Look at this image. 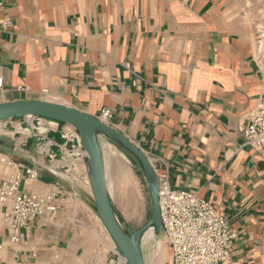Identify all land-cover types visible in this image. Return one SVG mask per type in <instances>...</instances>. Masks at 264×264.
<instances>
[{
    "label": "crops",
    "instance_id": "0c3cea01",
    "mask_svg": "<svg viewBox=\"0 0 264 264\" xmlns=\"http://www.w3.org/2000/svg\"><path fill=\"white\" fill-rule=\"evenodd\" d=\"M0 3V17L12 23L0 30V102L47 99L94 116L108 108L106 123L138 145L159 176L226 217L236 236L219 264H264V158L239 129L264 87V70L233 0ZM55 130L49 136L61 141ZM45 159L33 165L39 179L31 187L69 197L53 221L23 228L20 242L0 225V264L106 263L114 251L94 262L92 236L65 204L93 205L85 154L72 171L51 172ZM168 249L158 261L142 243L145 264H171Z\"/></svg>",
    "mask_w": 264,
    "mask_h": 264
},
{
    "label": "built area",
    "instance_id": "2783aa9c",
    "mask_svg": "<svg viewBox=\"0 0 264 264\" xmlns=\"http://www.w3.org/2000/svg\"><path fill=\"white\" fill-rule=\"evenodd\" d=\"M2 5L0 3V7ZM261 17L264 18V8ZM11 24L9 18L0 17V30ZM263 37L264 23H261L256 31V39ZM1 84L0 77V86ZM41 94L49 96L50 92L43 88ZM110 116V110L102 108L96 117L106 123ZM30 118L37 123L40 120L50 121L37 116ZM246 121L247 124H241L239 127L245 143L264 158V87L255 106L247 112ZM54 122L55 129L60 126L58 133L61 141L49 136V132L54 128H48L46 135L34 132L32 139L36 142L38 153L49 159L48 166L72 171L76 156L80 152L85 154L79 135L73 126ZM64 125L71 130L64 131ZM24 143L31 142L25 139ZM55 162L58 163L54 165ZM0 166V225L7 230L8 240L17 243L22 239V229L35 219L50 222L55 219L65 194L60 190H34L31 186L39 179L37 170L32 165L17 162L8 154L0 152ZM158 179L160 233L170 250L171 264H219L227 261L232 251V239L236 234L231 230L226 217L195 191L172 188L166 176L158 175ZM262 240L264 245V227ZM4 249L5 244L0 241V259ZM31 254L36 256L35 252ZM113 261L125 264L124 258L115 251L106 264Z\"/></svg>",
    "mask_w": 264,
    "mask_h": 264
},
{
    "label": "rangeland",
    "instance_id": "374dc122",
    "mask_svg": "<svg viewBox=\"0 0 264 264\" xmlns=\"http://www.w3.org/2000/svg\"><path fill=\"white\" fill-rule=\"evenodd\" d=\"M233 1L237 7V15L242 20V23L246 24L247 34L254 45L255 57L264 70V52L261 54L258 52L257 48L259 45L256 43V31L259 29V24L264 23V18L261 17V12L264 8V0ZM36 123L37 122L35 120L33 121L31 118L0 121V126L5 129L4 132H0V152L8 154L11 158L23 164L33 166L37 164L38 161L40 162L42 156L40 154L38 155L36 142L32 139V135L35 132L32 125L36 126ZM43 124L45 125V123L41 121V125ZM17 126H20V128H27L30 132L28 134L18 132ZM55 132L57 131L54 127L53 133ZM56 137L58 138V135ZM25 139H29L31 143H24ZM99 141L102 148L104 147L103 150L105 149V151L107 150L108 152V150L113 149L122 156L124 174L121 179L109 178L108 181L110 185L108 190L113 200L114 210L121 223L125 228H137L147 221L151 211L150 195L141 168L136 159L117 143L103 135H99ZM105 144L107 146H105ZM15 146L18 147L14 149ZM48 160V158L45 159L47 166L49 163ZM48 167H50V171L52 170L51 172L55 170L58 172L66 171L62 168L56 169L54 167L52 168V166ZM113 169V166H109L110 172H113ZM1 174L0 170V176ZM60 191L64 192L63 190ZM64 194V197L68 195L66 192H64ZM65 202L66 206L74 211V217L71 220L76 225L80 226L82 231L92 236L94 242V250L92 251L95 257L94 262L106 260L108 251H114V244L95 212L94 202L90 208L80 201L72 202L68 199ZM142 243H144L146 252L153 254L156 258L161 254L163 258L168 247L163 241L160 232H154L151 238H144V241L142 238ZM97 251H99L98 254H96Z\"/></svg>",
    "mask_w": 264,
    "mask_h": 264
},
{
    "label": "water",
    "instance_id": "95a60500",
    "mask_svg": "<svg viewBox=\"0 0 264 264\" xmlns=\"http://www.w3.org/2000/svg\"><path fill=\"white\" fill-rule=\"evenodd\" d=\"M28 116L69 124L76 129L81 147L85 152L87 179L95 212L114 243V251L124 258L125 264H145L142 250L143 234L149 228L156 233L160 232L161 223L158 201L159 179L145 152L117 129L96 116L72 106L47 99H17L0 102V121L25 119ZM35 132L47 134V130L44 133H39L37 130ZM99 135L105 136L130 153L141 168L150 195L151 211L147 221L137 228H125L114 210L113 200L107 187ZM108 264H117V262Z\"/></svg>",
    "mask_w": 264,
    "mask_h": 264
},
{
    "label": "bare ground",
    "instance_id": "6f19581e",
    "mask_svg": "<svg viewBox=\"0 0 264 264\" xmlns=\"http://www.w3.org/2000/svg\"><path fill=\"white\" fill-rule=\"evenodd\" d=\"M261 39H264L261 38ZM257 40V44L259 45L258 47V52L263 53L264 52V40ZM31 116H28V118H30ZM41 121L42 122H47L48 126L54 128L55 127V122L54 121H43V120H40L38 123H36V126H33V128H36L37 132L39 133H44L46 131V125H41ZM23 129V130H22ZM5 129L2 128L0 126V132H4ZM17 131L18 132H22V133H25V134H28L30 131L29 129L27 128H20V126H17ZM101 145V144H100ZM105 146H107L105 144ZM102 147V146H101ZM104 148V147H103ZM102 148V152H103V156H104V163H105V173H106V182H107V187L109 188V181L108 179H121L122 175L124 174V163L122 161V156L118 153H116V151H114L113 149H110L105 151V149L103 150ZM110 148V147H108ZM107 149V148H106ZM59 162V161H58ZM58 162H55L54 165H56ZM53 165V166H54ZM109 166H113V172H110L109 171ZM53 168V167H52ZM61 175V174H60ZM111 182V181H110ZM89 185V184H88ZM111 185H112V182H111ZM109 191V190H108ZM110 193V192H109ZM118 193V192H117ZM111 195V194H110ZM108 233V232H107ZM153 229L152 228H149L147 229L144 234H143V241H144V238L147 239V238H151L153 236ZM109 235V234H108ZM113 242V241H112ZM114 244V243H113ZM162 253V252H161ZM158 261L162 260V254L157 258Z\"/></svg>",
    "mask_w": 264,
    "mask_h": 264
}]
</instances>
